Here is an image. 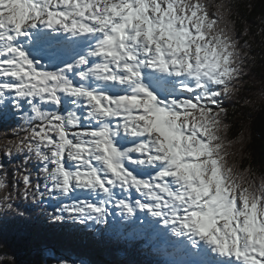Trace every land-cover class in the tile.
I'll return each instance as SVG.
<instances>
[{"label":"snow or ice","instance_id":"snow-or-ice-1","mask_svg":"<svg viewBox=\"0 0 264 264\" xmlns=\"http://www.w3.org/2000/svg\"><path fill=\"white\" fill-rule=\"evenodd\" d=\"M245 2L0 0V264H33L5 227L24 205L184 264H264V162L229 111L264 115V11L241 35ZM42 262L92 264L54 244Z\"/></svg>","mask_w":264,"mask_h":264},{"label":"trees","instance_id":"trees-1","mask_svg":"<svg viewBox=\"0 0 264 264\" xmlns=\"http://www.w3.org/2000/svg\"><path fill=\"white\" fill-rule=\"evenodd\" d=\"M217 2H221V0H217ZM223 2H226V0H223ZM252 3L253 7H249L247 6L246 0L245 4L240 7L239 11L235 13L231 19L235 22L237 30L241 31V35H243L242 29L250 27L256 34V40L259 41L260 11H264V7H261L260 0H252ZM252 46L253 48H257L258 44L253 43ZM244 52H246V50H244ZM251 72L255 73L256 80L247 83V87L253 89L255 92L259 89L261 83L259 65L257 67L253 65ZM254 81L260 82L254 86L252 85ZM246 82L247 81H245V83ZM249 94L250 93H247L246 95ZM237 103L241 106L243 105L242 100H238ZM249 111V109H244L242 115L240 108L235 112V109L231 107L230 112L233 113L231 119L235 122H239L242 118L248 119L251 130L250 132H246L245 135H250L251 140L248 142L247 150L251 152L253 161L259 166L260 163L264 162V115H261L259 109H257L252 112L249 118ZM24 207L29 212V217L25 219L5 220V227L12 231H19L28 237L31 245L30 258L33 264H36L38 260L39 248L49 244L57 245L62 249L72 248L82 251L91 258L92 264H127L128 261H132L133 264L145 263V261L140 258L136 259L131 257L130 253L128 254L130 256L126 257L127 259L124 256L122 257L116 254L113 248L118 246L120 249L123 246H127L122 241L117 240V246L116 244L104 241L101 245L97 244V240L94 239V236L90 233V237H87V239H80L74 234L82 236V231H84L83 226L71 222H64V224L49 223L47 218L33 206L24 205ZM115 237L117 238V236ZM133 245H135V243H133Z\"/></svg>","mask_w":264,"mask_h":264},{"label":"bare ground","instance_id":"bare-ground-1","mask_svg":"<svg viewBox=\"0 0 264 264\" xmlns=\"http://www.w3.org/2000/svg\"><path fill=\"white\" fill-rule=\"evenodd\" d=\"M94 234H96V233H94ZM74 235H77L80 239H83V238L84 239H87V237H90L89 236V233L88 232H85V231H82V236L79 235V234H74ZM99 235H100V238H101L102 241H104V240H111L112 238H116L115 236L120 237V235L117 234V233H116V235H114L113 233L111 234L110 232H105L104 230H101V232H99ZM114 243L117 245V241L114 242ZM134 243H135V245L132 244L134 247H140V244L137 241H135Z\"/></svg>","mask_w":264,"mask_h":264},{"label":"rangeland","instance_id":"rangeland-1","mask_svg":"<svg viewBox=\"0 0 264 264\" xmlns=\"http://www.w3.org/2000/svg\"><path fill=\"white\" fill-rule=\"evenodd\" d=\"M244 50H246L247 51V49H245V47H244V44H243V41H241V46H240V49H239V51H240V53H241V59L243 58V54H244ZM258 66V64L256 65V67ZM251 74H249V77L246 79V85H247V83H251V81L252 80H256L255 79V73H253V72H250ZM258 82H260V81H254L253 83H252V85H256ZM251 85V84H250ZM259 86V85H258ZM247 93H245V95H246ZM251 94H254V92H252V93H250L249 95H251ZM231 107L232 106H229V111H230V109H231ZM239 110V108H235V112H237ZM235 112H234V114H235ZM237 114V113H236ZM30 236V235H29Z\"/></svg>","mask_w":264,"mask_h":264},{"label":"clouds","instance_id":"clouds-1","mask_svg":"<svg viewBox=\"0 0 264 264\" xmlns=\"http://www.w3.org/2000/svg\"><path fill=\"white\" fill-rule=\"evenodd\" d=\"M251 74V73H250Z\"/></svg>","mask_w":264,"mask_h":264}]
</instances>
